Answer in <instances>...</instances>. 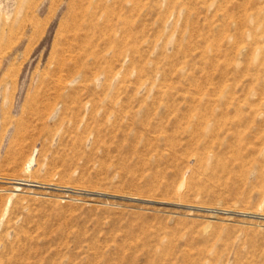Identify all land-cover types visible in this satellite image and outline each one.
Segmentation results:
<instances>
[{
	"label": "rangeland",
	"instance_id": "obj_1",
	"mask_svg": "<svg viewBox=\"0 0 264 264\" xmlns=\"http://www.w3.org/2000/svg\"><path fill=\"white\" fill-rule=\"evenodd\" d=\"M0 264H264V0H0Z\"/></svg>",
	"mask_w": 264,
	"mask_h": 264
}]
</instances>
